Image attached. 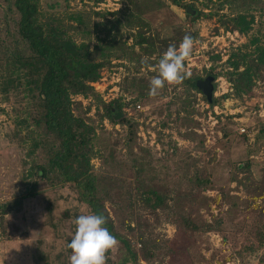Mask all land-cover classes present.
<instances>
[{
  "label": "rangeland",
  "instance_id": "obj_1",
  "mask_svg": "<svg viewBox=\"0 0 264 264\" xmlns=\"http://www.w3.org/2000/svg\"><path fill=\"white\" fill-rule=\"evenodd\" d=\"M228 1L180 0L197 11L191 16L171 0H39L41 11L69 27L78 43L112 46L94 90L105 103L123 98L135 128L104 119L91 97H74L73 109L96 129L99 194L138 264H264L255 237L264 207V70L239 96L226 76L230 59L252 52L257 39L264 43V0L245 12L253 20L248 34L234 28L241 9ZM19 19L14 0H0L3 64L28 50ZM140 34L153 44L136 46ZM185 35L195 38L185 61L190 77H216L214 100L228 96L214 107L183 84L148 94L160 58ZM31 102L15 92L8 100L0 90V264H70L74 220L90 210L74 185L37 176L43 152L31 154L32 130L19 123ZM149 189L164 196L162 208L144 203L142 191ZM32 192L37 196L22 199ZM122 248L119 242L108 253L107 264L117 263Z\"/></svg>",
  "mask_w": 264,
  "mask_h": 264
},
{
  "label": "trees",
  "instance_id": "obj_2",
  "mask_svg": "<svg viewBox=\"0 0 264 264\" xmlns=\"http://www.w3.org/2000/svg\"><path fill=\"white\" fill-rule=\"evenodd\" d=\"M171 1L178 7H184L180 0ZM228 3L241 9L232 18L234 28L248 34L253 20L249 21L245 12L261 1L229 0ZM14 6L20 16L18 33L28 50L9 56L4 64L0 62V90L8 100L10 93L15 92L25 93L33 101L28 104L30 113L19 123L32 130L27 135V140L31 141V154L43 152L45 161L36 167L37 176L51 181L63 179L65 183L74 185L80 201L88 206L90 213H102L107 218L105 226L123 246L116 264H138L137 251L131 241L117 231L106 208V200L99 194L98 179L92 166L96 129L76 116L73 109L74 97H91L101 104L104 119L113 125L128 126L131 130L135 128L136 123L125 112L123 98L105 103L92 86L101 79L102 70L109 63L112 46L106 40H100L94 47L85 42L78 43L70 35L69 27L62 26L58 20L53 21L55 19L41 11L39 0H14ZM135 44H153V39L140 34ZM254 45L257 46L252 52H241L227 63L229 70L226 76L238 96L246 91L249 93L252 77L264 70V43L257 39ZM198 80L188 77L182 84L201 92L196 84ZM204 98L207 100L206 96ZM226 98L227 95L207 102L214 107ZM246 171H250L249 164ZM200 184L206 185L208 181ZM37 194H25L22 199L28 200ZM142 200L153 209L166 204L164 196L151 189L142 191ZM258 215L255 237L258 247L264 249V207ZM186 225L198 230L189 221ZM249 249L254 251L251 247ZM260 261L264 262V254Z\"/></svg>",
  "mask_w": 264,
  "mask_h": 264
},
{
  "label": "clouds",
  "instance_id": "obj_3",
  "mask_svg": "<svg viewBox=\"0 0 264 264\" xmlns=\"http://www.w3.org/2000/svg\"><path fill=\"white\" fill-rule=\"evenodd\" d=\"M195 39L185 35L179 46L170 45L158 64V75L150 81L149 96L155 97L168 85H179L190 77L185 61L193 54ZM107 218L101 214L82 213L74 220L75 233L67 248L71 250L70 264H107L108 253L114 252L119 241L105 226Z\"/></svg>",
  "mask_w": 264,
  "mask_h": 264
},
{
  "label": "water",
  "instance_id": "obj_4",
  "mask_svg": "<svg viewBox=\"0 0 264 264\" xmlns=\"http://www.w3.org/2000/svg\"><path fill=\"white\" fill-rule=\"evenodd\" d=\"M187 13L190 14L191 16H195L197 11L190 6L187 8ZM214 81L215 78L209 76L204 80H198L196 83L198 89L203 93L204 96H206L208 102L210 103L213 101V96H214V84H213Z\"/></svg>",
  "mask_w": 264,
  "mask_h": 264
},
{
  "label": "built area",
  "instance_id": "obj_5",
  "mask_svg": "<svg viewBox=\"0 0 264 264\" xmlns=\"http://www.w3.org/2000/svg\"><path fill=\"white\" fill-rule=\"evenodd\" d=\"M92 86H93V88H94V86H95V88L97 89V83H93ZM139 108H140V106H138V109H139ZM242 131L245 132V129H243Z\"/></svg>",
  "mask_w": 264,
  "mask_h": 264
},
{
  "label": "flooded vegetation",
  "instance_id": "obj_6",
  "mask_svg": "<svg viewBox=\"0 0 264 264\" xmlns=\"http://www.w3.org/2000/svg\"><path fill=\"white\" fill-rule=\"evenodd\" d=\"M209 77V76H208Z\"/></svg>",
  "mask_w": 264,
  "mask_h": 264
}]
</instances>
